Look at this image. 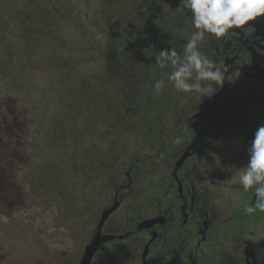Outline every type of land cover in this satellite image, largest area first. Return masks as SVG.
Segmentation results:
<instances>
[{
    "label": "flooded vegetation",
    "instance_id": "af4514ba",
    "mask_svg": "<svg viewBox=\"0 0 264 264\" xmlns=\"http://www.w3.org/2000/svg\"><path fill=\"white\" fill-rule=\"evenodd\" d=\"M74 3L0 0V264H264V212L234 175L264 125V41L251 27L204 42L224 74L211 99L166 78L154 96L155 55L191 29L180 0H142L100 38L95 77L116 102L81 73L99 27Z\"/></svg>",
    "mask_w": 264,
    "mask_h": 264
},
{
    "label": "clouds",
    "instance_id": "9594fccd",
    "mask_svg": "<svg viewBox=\"0 0 264 264\" xmlns=\"http://www.w3.org/2000/svg\"><path fill=\"white\" fill-rule=\"evenodd\" d=\"M176 9L188 12L191 35L179 51L171 47L157 52L155 63L162 77L155 80L152 93L162 94L166 78L170 87L179 93L211 99L219 90L217 86L224 84V74L201 46L213 38L219 40L232 29L247 31L253 27L249 22L264 18V0H180ZM247 151L246 166L234 175H238L244 192L255 193V205L246 211L252 213L258 208L264 212V125L255 131Z\"/></svg>",
    "mask_w": 264,
    "mask_h": 264
},
{
    "label": "rangeland",
    "instance_id": "374dc122",
    "mask_svg": "<svg viewBox=\"0 0 264 264\" xmlns=\"http://www.w3.org/2000/svg\"><path fill=\"white\" fill-rule=\"evenodd\" d=\"M74 6H76L79 10V19L85 24L84 25V31L85 33L90 32L91 29L89 28L92 23L97 25L99 29H95L93 33L96 34L93 39L90 40V42H86L84 44V56H87L86 60H82V65L80 66L81 73L84 75V79L89 82L88 84H94L99 87V92L102 96L107 97H115V101L118 102L119 98L121 100V97H117L119 93V86H114V88L107 87V84L100 83V79H97L95 76L97 74H100L102 71L101 67H97V58L98 54H102V48L105 51L104 55L108 51V46L105 43V41L102 40V48H100L101 45V35L103 34L106 39L109 40V45L111 46L112 40L115 39L119 31L127 28L130 29V26L127 25L128 21L127 19L131 18L132 13L129 12V10L134 9L135 11L140 12L145 11L150 8L151 5L147 4L144 5L143 8L141 6L143 5L142 0H73ZM172 6V5H170ZM128 7L130 9L128 10ZM76 10V9H74ZM127 17V18H126ZM92 21V23H91ZM90 30V31H89ZM80 34L73 33L72 37L74 40L78 41L83 39L84 35H82V31L79 30ZM91 37L90 34L85 35V40L89 39ZM104 46V47H103ZM109 46V47H110ZM91 47H94V51L92 52ZM121 53V52H120ZM92 55V58L89 57ZM105 58H107L105 56ZM120 62L124 64L126 67V76L131 77L134 75L135 70L137 69V65H128L123 60L122 57H120ZM100 70V71H99ZM128 79V78H127ZM124 81V80H123ZM97 82V83H96ZM121 85H123L121 82H119ZM101 84V85H100ZM123 86H127L126 80L124 81ZM139 89V88H138ZM124 98V95L122 96ZM118 100V101H117ZM125 102H131L132 100L130 98H124ZM122 101V100H121ZM115 107V106H114ZM113 107V108H114ZM112 108V110H113ZM118 111V109H117ZM125 112H132V110H125ZM124 113V112H123Z\"/></svg>",
    "mask_w": 264,
    "mask_h": 264
},
{
    "label": "water",
    "instance_id": "95a60500",
    "mask_svg": "<svg viewBox=\"0 0 264 264\" xmlns=\"http://www.w3.org/2000/svg\"><path fill=\"white\" fill-rule=\"evenodd\" d=\"M255 29V35L264 41V18H258V21L249 22ZM264 49V46H262ZM254 67L256 68L255 76L264 83V54L253 57Z\"/></svg>",
    "mask_w": 264,
    "mask_h": 264
}]
</instances>
